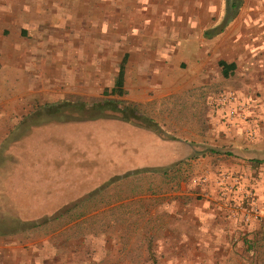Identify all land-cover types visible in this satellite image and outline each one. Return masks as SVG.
Returning a JSON list of instances; mask_svg holds the SVG:
<instances>
[{
  "label": "rangeland",
  "instance_id": "374dc122",
  "mask_svg": "<svg viewBox=\"0 0 264 264\" xmlns=\"http://www.w3.org/2000/svg\"><path fill=\"white\" fill-rule=\"evenodd\" d=\"M1 3L7 5L9 1ZM30 39L32 35L20 39L21 54L30 52ZM63 41L65 45L56 43L51 49L69 51L66 42L71 44L72 40ZM57 46L64 47L57 49ZM23 61L21 58V63L13 64L15 72H0V79L12 76L18 67L23 68ZM32 65L35 67L31 79L27 75L25 89L15 88V82L10 86L7 82L1 83L0 233L9 237L11 245L2 264H152V260L154 264H264V236L258 227L246 230V223L239 220L245 229L237 230V221L233 225L232 220L220 214L192 217L191 211L184 209L189 205L198 211L202 201L207 199L210 207L217 210L220 205L222 211L224 203L217 198L221 171L210 175L204 170H194L199 167L192 165L185 154L170 161L165 158L169 150L164 151L168 141L198 140L202 139L201 134L207 137L203 114L196 111L198 108L238 106L241 101L226 96L205 97L199 92L187 101L184 95L148 101L139 107L144 119L133 122L142 126H148L144 120L155 122L157 133L142 127V134L134 140L135 144H150L155 148L156 156L162 157L155 160L158 167L140 166L142 162L135 159L137 152L110 162L100 153L104 149L98 147H105L99 135L104 132L100 124L113 120L124 122L122 120L94 119L30 126L38 107L62 99L64 93L80 90L96 94L99 92L96 81L85 77L82 82L74 79L71 71H67L76 69L72 64L60 74L56 61L39 60ZM187 77L184 70L176 74L177 83L159 82L154 86L175 88ZM224 83L225 90H229L235 82L228 78ZM79 84L86 87L80 89ZM83 97L88 103L106 99L96 95ZM110 101L116 103L117 100ZM224 114L219 121L231 120L236 112L230 114L228 110ZM72 116L84 118L87 113ZM35 128L46 130V135L43 138L32 136ZM94 130H98L97 136H93ZM26 135L29 138L27 149L24 145L17 148L15 142L22 143ZM246 135L252 139V130H246ZM220 150L217 152L222 154L224 149ZM40 152L42 155L38 154ZM173 168L182 171L177 173ZM209 188L213 195L208 192ZM175 191L185 193L178 195ZM62 204L64 207L73 205L75 209L65 210L57 219L34 229L23 228L29 226L32 219L51 216L62 209L55 206ZM80 212L83 215L73 218ZM227 221L232 226L227 228Z\"/></svg>",
  "mask_w": 264,
  "mask_h": 264
},
{
  "label": "crops",
  "instance_id": "0c3cea01",
  "mask_svg": "<svg viewBox=\"0 0 264 264\" xmlns=\"http://www.w3.org/2000/svg\"><path fill=\"white\" fill-rule=\"evenodd\" d=\"M1 1L9 3L3 5ZM230 1L233 9H226ZM226 13L231 17L224 22ZM222 24L220 31H214ZM30 35V52L23 50L21 54L20 39ZM63 39L72 40L71 44L66 42L69 51L51 49L56 43L63 45ZM21 58H24V67L0 79V90L2 82L9 86L15 82V88L25 89L27 75L31 79L35 67L32 64L49 60L56 61L58 74L72 64L76 69L67 71H71L74 79L82 82L85 77L98 84L96 94L80 90L64 94L121 99L135 104L139 113L143 112L139 109L141 105L157 97L184 95L187 101L199 92L205 97L237 98L242 102L238 106L196 107L203 114L207 137L201 134L202 139L198 140L165 142L164 151L169 150L165 158L176 161L185 154L192 165L199 167L194 170H204L210 175L220 170L239 180L235 190L217 187L219 195L215 197L223 201L222 211L219 205L216 213L204 199L198 211L194 206H184L192 217L220 214L232 220V224L237 221V230L243 229L239 214L233 217L236 213L230 207L247 189L253 190L257 207L261 209L264 200V0H0V72H15L13 64L21 63ZM218 62L224 65L225 75ZM119 64H123V95H103V90L108 93L113 87ZM184 70L188 77L175 88L154 86L159 82L177 83L176 74ZM228 78H233L235 83L225 90L224 80ZM85 87L79 84L78 88ZM228 110L236 112L234 119L219 121ZM100 127L104 129L99 135L106 149L98 147L104 149L100 153L106 161L121 160L124 155L137 152L135 159L142 162L140 166L158 167L155 160L162 157L156 156L155 148L150 144H135L142 127L114 120L104 121ZM248 129L252 130V139L246 135ZM97 131L94 130L93 136ZM46 133L42 128H35L31 135L43 138ZM28 139L26 135L22 143L16 141L17 148L24 145L27 149ZM221 148L222 154L217 152ZM173 171L178 173L182 169L173 168ZM208 192L213 195L211 189ZM227 222V228L232 226ZM257 227L256 222L246 223V230ZM8 242L9 237L0 233V264L8 256L6 250L11 246Z\"/></svg>",
  "mask_w": 264,
  "mask_h": 264
},
{
  "label": "trees",
  "instance_id": "16d2710c",
  "mask_svg": "<svg viewBox=\"0 0 264 264\" xmlns=\"http://www.w3.org/2000/svg\"><path fill=\"white\" fill-rule=\"evenodd\" d=\"M227 7L229 9H233V1H230L227 3ZM231 16L229 14H225L224 16V22L227 21ZM223 27L222 25H219L215 28L214 31H220ZM211 31L206 32V35L210 34ZM219 66H222V73L225 75L227 71H223L224 65L221 62H218ZM229 68L232 67L231 64L227 65ZM122 77H123V64L118 65V70L116 72V75L114 77L113 87H111L108 90V93L106 90H103V95L110 94L115 96H122L124 91L122 89ZM83 96L79 95H73V94H67L62 99L53 102V103H44L40 107H38L35 110L34 113V120L30 124V126H38L40 124H46V123H60V122H69V121H90L94 119H119L124 122H128L132 125L143 127L146 129L151 130L154 133H157V125L155 122H152L150 120H144L148 126H142L138 123L133 122V120H143L144 118L140 116V113L137 110V107L135 104L126 102L121 99H114L117 100L116 103L113 101H110L111 98H106L104 96L103 98H106L105 100H101L100 102L92 101L90 103L85 102L83 100ZM108 111V112H107ZM78 112H85L87 113V116L84 118L74 117L72 116L74 113ZM114 113H117L118 116H115ZM132 121V122H131ZM62 209H58L56 212H54L51 216H42L37 219H32L28 222L29 226H25L23 228L27 229H34L36 227H39L40 225H44L46 222H50L54 219H57L65 212H70L74 210L73 205L64 207V204L60 205ZM83 215V212H80L78 214L75 213V216L73 218H76L78 216ZM20 225L22 227V222H20ZM152 264L153 260H152Z\"/></svg>",
  "mask_w": 264,
  "mask_h": 264
},
{
  "label": "built area",
  "instance_id": "2783aa9c",
  "mask_svg": "<svg viewBox=\"0 0 264 264\" xmlns=\"http://www.w3.org/2000/svg\"><path fill=\"white\" fill-rule=\"evenodd\" d=\"M230 98L232 97L230 96ZM232 113L233 111L230 110V114ZM218 182L220 185L219 187H228L229 189L227 190L229 191H231V189L235 190L239 185V180L237 178L229 176L226 173L220 174ZM251 190L252 189H247L246 191L241 192L242 195L238 199V202L230 208L236 213L233 217L239 214L240 221L244 223L251 221L256 222L260 233L264 236V200L261 202L260 209L257 207L258 205L255 202L254 194Z\"/></svg>",
  "mask_w": 264,
  "mask_h": 264
}]
</instances>
